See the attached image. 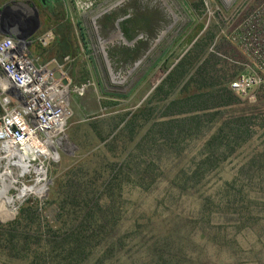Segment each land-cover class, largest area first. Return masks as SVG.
Returning a JSON list of instances; mask_svg holds the SVG:
<instances>
[{
	"label": "rangeland",
	"instance_id": "rangeland-1",
	"mask_svg": "<svg viewBox=\"0 0 264 264\" xmlns=\"http://www.w3.org/2000/svg\"><path fill=\"white\" fill-rule=\"evenodd\" d=\"M28 1L35 4L41 19V27L30 45L31 57L39 67L60 65L69 85L55 78L65 113L62 129L47 138L50 156L32 163L46 169L42 184H47V190L41 196L32 195L21 203L16 202L17 215L11 222L20 220L22 230L6 234L0 228V255L14 264H27L17 256H26L27 250L32 253L38 240L53 237L55 233L68 237L72 227H77L88 213L91 217L88 222L96 215H107V223L94 237L109 246L102 243L96 247L83 264H264V73L251 74L255 83L246 92L233 91L232 82L253 65L228 41L250 12L259 8L264 13V0H235L227 6L218 0H205L206 6L201 5L202 0H182L178 1L183 7L182 14L173 8V3H177L173 0H97L87 13L78 10L75 0H62L66 18L74 26L76 50L75 56H67L63 62L55 58L54 21L41 0H0V9ZM164 2L175 14V21ZM126 16L120 26L130 20L138 27L139 23L144 25L133 34L132 41L138 40L132 46L124 45L121 39L109 41L117 33L116 21ZM171 24L172 28L155 45L161 31ZM261 35L264 40V32ZM102 40H108L106 51L112 77H118L114 81L101 52ZM119 52L124 53L118 55ZM187 54L196 58L192 73L165 101L162 99L166 86L155 96L157 88ZM143 56L146 58L129 72ZM206 59H211L207 67L214 70L215 77L219 76L217 80L222 87L228 86L240 100L213 110L217 115L213 123H207L206 134L208 128L216 129L235 116L252 117L255 133L243 148L207 177L208 182L184 196L174 192L164 180L190 166V159L200 155L210 133L205 136L204 132L200 138L182 136L179 152L170 148H143L140 140L152 125L162 120L159 106L177 98ZM2 98L0 89V115ZM147 104L149 110L140 114L133 133H120L131 116ZM118 122L119 127L112 131ZM62 137L66 138L65 142L61 141ZM19 161L12 158V166ZM128 161L126 173L146 172L150 179L144 185H148L124 184L121 194L119 185L110 190L100 187L99 194L92 186L70 191L66 187L67 179L73 174L83 178L94 176L101 183L112 165L117 163L125 168ZM27 174L20 181L24 189L36 185L38 178L34 173ZM233 180V186L227 185ZM16 193L11 190L10 195ZM111 193L114 197L110 205L107 202ZM100 194L102 208L96 203ZM93 205L89 213L86 206ZM249 205L248 221L244 214ZM11 222H0V226ZM7 235L14 244L21 237L27 242L13 249Z\"/></svg>",
	"mask_w": 264,
	"mask_h": 264
},
{
	"label": "trees",
	"instance_id": "trees-1",
	"mask_svg": "<svg viewBox=\"0 0 264 264\" xmlns=\"http://www.w3.org/2000/svg\"><path fill=\"white\" fill-rule=\"evenodd\" d=\"M47 7L53 18L54 31L57 37L54 55L57 60L63 62L67 56L76 55L74 26L66 18L62 0H58L57 3L50 4L49 6H44V8ZM121 28L124 36L130 41L134 38L133 34L137 30L139 31L138 24L133 20L125 21L121 25ZM209 39H212V36ZM203 50L204 47L201 49V52H203ZM134 52L135 51H132L133 54ZM122 53L124 52H119L118 55ZM114 55H117V53L113 54V56ZM189 55L190 54H187L170 72L164 83L157 88L155 96L166 86L167 90L162 99L165 101L192 73L196 58ZM210 55L212 58H216L215 54ZM210 60L206 59L204 61L205 63L195 70L182 87L177 98L165 102L163 106H159L162 107V120L152 125L149 131L141 138L140 143L143 148L151 149L155 147L158 150L170 148L178 150L179 152L181 151L179 147L182 136L200 138L205 132L207 123L208 125L213 123V117L217 115V113L212 112L213 110L232 106L240 101L238 96H236L228 86L224 85L222 87V84L217 80L219 76L215 77L214 75V70H209L207 66L210 64ZM148 110V104L143 106V109H139L137 113L133 114L126 122L125 126L120 130V133H124L125 131H131V133H133L136 128L137 120L141 116L140 114H144ZM202 112L204 113L202 114ZM118 120H120V122L124 121L123 119ZM252 120V117L235 116L225 120V122L221 123L216 129L213 127L210 129L208 128L210 136L204 142L200 151L201 153L199 152L200 155L190 159V166L187 169L183 168L175 176L166 177L164 180L165 183H167L174 192L186 196L187 192H191L194 187L200 185L204 181L208 182V176L211 175V173L219 169L251 140L255 133ZM120 122L113 125L112 131L119 127ZM205 134L206 132L204 135ZM207 134L205 136H207ZM129 165L130 161L126 163L125 168L122 165L119 167V165L115 163L111 166L110 172L103 178L101 183L99 182V178L94 176H91V178H83L79 174H73L67 179L66 187L70 191L72 189L76 190L81 188L86 190L89 186H92L99 194L101 192L100 187H104L105 189L109 188L110 190L112 186L119 185L121 188L118 193L121 194L124 184H136L139 187L148 185H144V181L150 179V177L148 178L145 176L146 172L144 174L139 172V175L134 174L135 176L126 173V168ZM233 184L234 180L227 185L233 186ZM101 195L102 194L98 195L96 200L99 208H102L101 202H103ZM113 197L114 193L109 194V202L105 199L107 204L109 203L111 205ZM229 199L228 203L232 204V200ZM110 205H108V208ZM103 206L106 207L107 205ZM86 208L89 212L94 209V205L93 207L86 206ZM35 211L38 212V209ZM87 214L81 219L77 227H72L68 237L65 238L63 237L64 234L60 236L56 233L53 237L47 236V238L40 239L38 243L34 244L37 245V248L32 253L27 250L26 256H17V258L23 260L27 264H83L96 247L102 246V243L109 246V244L105 242H97V238L94 237V235H98L94 233L101 232V229L107 223V215H96L92 222L89 221L90 224L88 219L91 217ZM244 216L248 221L251 218L250 205L248 208H245ZM0 228L6 230V234H8L10 232L22 230V223L20 220H17L6 226H0ZM6 239L11 242L13 249L21 248L27 242L23 237L18 240L17 244H14V241H10L11 239L8 235ZM114 245L115 244H112L113 247H115ZM1 257H3V259ZM0 260L1 263L4 264H14L12 260H7L5 255H0Z\"/></svg>",
	"mask_w": 264,
	"mask_h": 264
},
{
	"label": "built area",
	"instance_id": "built-area-1",
	"mask_svg": "<svg viewBox=\"0 0 264 264\" xmlns=\"http://www.w3.org/2000/svg\"><path fill=\"white\" fill-rule=\"evenodd\" d=\"M75 1L78 10L83 13L90 12L97 3V0ZM263 32L264 13L258 8L250 12L237 33L228 38L253 65L232 82L233 91L246 92L255 83L252 79L256 72L264 73ZM31 43L32 40L19 42L12 36L0 38V81L7 84L6 88H0L3 96L0 158L5 156V145L17 144L19 151L12 153L14 159L18 160L20 152L25 153L27 149L32 155H37L32 161L35 164L36 160L42 158L40 148L49 145L47 138L50 132L62 125L61 118L64 119L65 113L61 90L54 83L55 73L49 70V65L39 67L35 64L30 52ZM51 90H56L59 96L52 97Z\"/></svg>",
	"mask_w": 264,
	"mask_h": 264
},
{
	"label": "bare ground",
	"instance_id": "bare-ground-1",
	"mask_svg": "<svg viewBox=\"0 0 264 264\" xmlns=\"http://www.w3.org/2000/svg\"><path fill=\"white\" fill-rule=\"evenodd\" d=\"M122 40L121 35L117 32L114 34L110 42L114 43L116 41ZM107 42H102V49L106 50ZM113 75V73H112ZM1 88H6L7 84L5 81H0ZM51 96L54 98H57L59 95L57 91L51 90ZM62 122L64 121L63 118H61ZM63 124V123H62ZM62 129V125L60 127H57L52 132H50V135H57ZM41 149V156L48 157L50 156V151L46 146H43ZM5 156L0 158V219L1 220H7L11 218L16 210V202L18 203L23 202L27 197L29 196H41L45 193L47 190V184H42L43 179L46 175V169L41 167H34L32 166V158L36 157L37 155H32V153L29 150H25V153L20 152V155L18 157L19 163L16 164V166H12L11 160L14 157L12 156V153L14 151H19V145L17 144H8L4 147ZM17 161V160H16ZM16 167V169H15ZM27 173H34L38 176L36 185L30 186L28 188H22L20 186V181ZM11 190H16V195L11 196L10 192ZM15 205L14 209H10L11 206Z\"/></svg>",
	"mask_w": 264,
	"mask_h": 264
},
{
	"label": "water",
	"instance_id": "water-1",
	"mask_svg": "<svg viewBox=\"0 0 264 264\" xmlns=\"http://www.w3.org/2000/svg\"><path fill=\"white\" fill-rule=\"evenodd\" d=\"M46 2V0H43ZM165 3V2H164ZM167 6V4L165 3ZM167 9L170 11L169 7L167 6ZM172 14V17L174 21L176 20L175 14ZM128 16L119 18L116 21V29L117 32L121 35L122 43L124 45L132 46L135 44L134 41H128L127 38L124 36L120 23L126 20ZM26 26H28L26 28ZM173 24L166 27L161 33L158 35V38L155 41V45L158 44L163 37L166 35V33L172 28ZM41 27V19H40V12L35 6V4L30 5L28 2H18L13 3L10 5H5L0 10V36H12L16 38L19 42H28L31 41L32 38L36 35V33L39 31ZM101 41V40H100ZM108 42V40H102ZM102 55L105 59L106 65L108 67V71L110 74L111 79L114 81L115 79H118L117 76L112 77L113 70L111 69L110 60L108 59L107 51L104 49H101ZM146 58V56H143L137 63H135L134 67L129 71H134L135 68L139 66V64ZM49 70L54 71L55 75L54 77L58 80H62L63 84L65 86L69 85V79L66 77V75L60 70V66L58 64H53L52 66H49ZM45 72V71H44ZM115 78V79H114ZM118 83V81H116ZM66 127V124H65ZM65 130V128H64ZM63 130V131H64ZM61 141L65 142L66 138L62 137ZM53 152L55 154H58L57 150L53 148ZM17 215V207L13 214V216L7 220H1L0 222L2 224H6L8 222H11L14 220L15 216Z\"/></svg>",
	"mask_w": 264,
	"mask_h": 264
},
{
	"label": "flooded vegetation",
	"instance_id": "flooded-vegetation-1",
	"mask_svg": "<svg viewBox=\"0 0 264 264\" xmlns=\"http://www.w3.org/2000/svg\"><path fill=\"white\" fill-rule=\"evenodd\" d=\"M57 1L58 0H46V2H44L43 0H41V4H42V6H49L50 4H54V3H57ZM161 1H163V0H161ZM177 2V3H173V8L175 9V10H177L180 14H182V12H183V7H182V4H180L178 1H182V0H173V2ZM183 1H186V2H188L189 0H183ZM205 0H202V6H206V4H205V2H204ZM218 1H220L221 2V4H223L224 6H227V5H229V2H231V1H235V0H218ZM30 2L31 1H28V3L30 4ZM13 4V3H12ZM34 3H32L31 2V4L30 5H33ZM187 4H190V3H187ZM196 6H198V5H196ZM2 9V8H1ZM0 9V10H1ZM167 12H168V14L169 15H171L172 16V14H171V12L173 13V11H169L168 9H167ZM140 26H142V27H144V25L143 24H141V23H139V27ZM140 29V28H139Z\"/></svg>",
	"mask_w": 264,
	"mask_h": 264
}]
</instances>
